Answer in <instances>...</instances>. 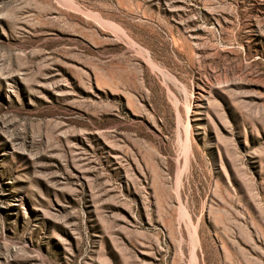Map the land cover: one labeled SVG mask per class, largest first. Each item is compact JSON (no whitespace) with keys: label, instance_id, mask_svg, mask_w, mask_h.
<instances>
[{"label":"rangeland","instance_id":"374dc122","mask_svg":"<svg viewBox=\"0 0 264 264\" xmlns=\"http://www.w3.org/2000/svg\"><path fill=\"white\" fill-rule=\"evenodd\" d=\"M0 264H264V0H0Z\"/></svg>","mask_w":264,"mask_h":264}]
</instances>
